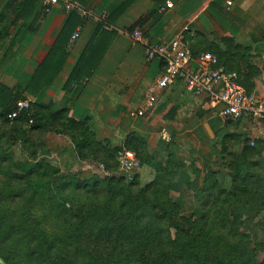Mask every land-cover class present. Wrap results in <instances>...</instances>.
<instances>
[{"label":"trees","instance_id":"16d2710c","mask_svg":"<svg viewBox=\"0 0 264 264\" xmlns=\"http://www.w3.org/2000/svg\"><path fill=\"white\" fill-rule=\"evenodd\" d=\"M11 25L8 16L0 14V46L8 40ZM222 42L227 46L226 53L211 52L219 56L220 65L227 72L238 75L240 83L250 93L251 87L241 79L239 71L230 65V58L236 57L234 51L242 52L244 48L236 45L232 38H224ZM217 47L219 46L214 48ZM191 49L195 55L210 51L193 47ZM63 55L60 46L55 45L47 60V67L37 71L25 88L29 94L37 97L55 78ZM92 66L90 64L86 68V74L90 73ZM13 90L0 83L1 104L10 98ZM31 113L34 118L31 128L25 127L26 115L10 120L8 113H0V139L10 135L15 140H24L27 148L28 144L35 143L31 139L35 131H55L56 134H67L76 141V152L81 159L99 160L106 164L99 155L106 154L111 158L118 156L120 148L111 151L97 140L90 118L76 119L67 108L53 111L51 105L41 102L32 104ZM226 139L241 142L240 136L235 133H230ZM246 142L249 143L240 154L229 152L233 158L230 164L233 188L223 189L218 182V173L210 171L204 177L202 194L199 195L200 215L195 212L191 216H185L172 194L173 184L179 175L177 161L172 154L165 162L157 160L148 150L146 139L136 131L130 132L126 137L125 147L135 150L142 164L156 170V179L142 186L138 182L126 183L122 176H109L99 186L86 191L94 194L90 201H74L68 207L66 203L70 200L65 199L59 204L62 209L60 212L47 210L43 216L36 213L30 220L31 224L27 225L28 215L21 221L22 230L33 241H41L32 253L47 261L48 258H53L54 250L58 249L56 254L66 264H264V241L249 235L243 229L245 216L256 219L264 211V164L254 162L264 152V138L256 139L254 145L250 144L249 139ZM0 151L5 153L0 154L2 171L6 168L4 165L9 156L6 150ZM107 167H110L109 164ZM252 167L256 170H251ZM39 170L42 173L38 174L43 176L60 173L46 163L32 164L20 174L11 173L10 170L3 171L1 176L6 178L4 186L11 188L12 182L22 180L32 186L30 177ZM63 177H60V184L56 178L58 189L68 188L71 184ZM4 191L1 198L22 195L17 188ZM46 192L47 190L44 191L45 194ZM31 201H34L33 195L28 197V202ZM49 202H54L53 196ZM56 218L57 222L61 221L57 232L42 226L48 219ZM257 225L264 233V223ZM11 227L14 228L13 225ZM12 232L15 233V230H6V237ZM104 243L109 247L101 250L100 246ZM6 250L2 256H7L5 260L10 262L12 250Z\"/></svg>","mask_w":264,"mask_h":264},{"label":"crops","instance_id":"0c3cea01","mask_svg":"<svg viewBox=\"0 0 264 264\" xmlns=\"http://www.w3.org/2000/svg\"><path fill=\"white\" fill-rule=\"evenodd\" d=\"M74 1L93 16L68 12L62 2L46 10L42 0H0V14L12 24L8 40L0 46V83L14 89L10 97L21 92L33 102L51 105L53 111L67 108L76 119L90 118L91 128L101 137L127 130L123 138L136 131L152 146L154 131L163 127L168 115L183 119L199 98L181 85L171 86L158 90L155 108L144 116L135 114L166 65L147 59L143 46L127 32L140 28L152 42H167L188 29L190 47L199 50L209 43L223 47L224 38L249 52L264 45V0ZM99 17L113 29H101ZM77 31L80 36L72 42ZM55 45L64 54L58 73L33 96L25 88L47 67ZM31 165L28 160L20 164L21 169Z\"/></svg>","mask_w":264,"mask_h":264},{"label":"rangeland","instance_id":"374dc122","mask_svg":"<svg viewBox=\"0 0 264 264\" xmlns=\"http://www.w3.org/2000/svg\"><path fill=\"white\" fill-rule=\"evenodd\" d=\"M214 47L209 43L202 49L218 51L223 54L228 51L226 45ZM234 52H236V57L230 58V65L233 69L239 71L241 79L251 87V94L255 97H264V45L257 47L254 52L253 50L251 52L246 51V49H243L242 52L240 50ZM223 58L225 59V55H223ZM25 99L29 98L21 92L16 93L2 102V104L0 102V113L7 114L14 109L18 101ZM174 115L169 114V118L164 121L163 127L154 131L155 140L152 146L148 145V150L157 160L163 162L172 154L179 166V175L176 177L172 188L174 200L180 205L183 215L191 216L195 212L200 215L198 200L199 195L201 196L202 194L204 177L210 171H216L219 185L223 189L231 190L233 188V178L230 164L233 158L229 155V152L240 154L244 146L249 143L246 142V139H249L250 144L254 145L256 139L264 138V117L256 127H253L251 121L247 119L240 122L223 120L211 111L204 109L203 100L200 98H197L194 102L193 109L190 108L187 113L183 114V119L175 120ZM206 123L209 124L213 132L212 135L208 133ZM163 129L168 130L172 137L170 142L163 139L161 134ZM101 131L104 133L109 130ZM125 131L127 130H115L112 137H106L104 134L101 137L98 131L94 130L96 138L101 145L111 151L118 148H126V137L132 131H129L126 137L122 138L123 133L125 135ZM230 133L239 135L241 142L237 143L226 139ZM33 134L31 139L35 143L28 144L27 148L25 147V142H23L24 140H15L10 135L3 136L0 139V149L6 150L9 156L6 165H4L6 168L0 171V178L2 179L0 181V258L6 264H66L61 262L58 254H56L58 249L54 250L53 258H48L47 261L37 256L36 253L33 254L34 247L40 244L41 241L35 242L31 239V236H25L21 221L25 220V217L29 215L28 225L31 224L30 220L36 213L39 216H43L48 212L47 210L60 212L62 209L59 204L64 202L65 199L70 200V202L66 203L68 207L74 201H90L94 194L86 193L89 188L99 186L109 176L117 178L122 176L120 170L121 159L119 155L111 158L106 154L99 155L100 158L106 161V164L99 160L81 159L76 152L77 143L71 136L56 134L55 131L45 133L35 131ZM227 148L228 150H226ZM132 151L137 154L135 150ZM0 154L3 155L5 153L0 151ZM24 160H28L33 165L38 163L49 164L62 174L53 173V175L43 176L38 174L42 173L39 170L30 177L32 186H29L26 180H15L16 182L11 183L15 188L12 186L11 188H5L4 180L6 178L1 176L2 172L10 170L11 173H23L25 169H21L20 164ZM256 161L264 164V152L262 156L254 159V162ZM14 163H16V167H14ZM107 163L110 167H107ZM251 170L255 171L256 169L252 167ZM63 176L71 184L68 188L58 189V185L62 183V181L60 182V179H62L60 177ZM156 177L157 172L153 167L141 164L135 179L129 182L125 178V181L126 183L138 182L143 186L153 182ZM56 178L59 179V184ZM84 183H87V185L85 186ZM16 188L19 193H22L20 197L1 198V193L5 192L4 189L12 191ZM34 188L37 189L38 193H35ZM45 190H47L46 194L44 193ZM32 195L34 196V201L28 202V197ZM51 196L54 198L52 204L49 202ZM244 222L243 229L249 235L264 241V233L257 225L261 224V222L264 223V211L256 219H248L245 216ZM60 225L61 221L57 222V218L48 219L42 224L49 231L56 232ZM9 229H14L15 233L12 232L6 237L5 231ZM71 229L73 228L71 227ZM104 247H109V245L107 243L102 244L100 246L101 250ZM7 248L12 250L9 263L5 260L7 256H2L7 251ZM118 258L120 259V257Z\"/></svg>","mask_w":264,"mask_h":264},{"label":"built area","instance_id":"2783aa9c","mask_svg":"<svg viewBox=\"0 0 264 264\" xmlns=\"http://www.w3.org/2000/svg\"><path fill=\"white\" fill-rule=\"evenodd\" d=\"M59 2L63 3L68 12L80 10L84 17L93 16L92 10L81 9L74 0H42L46 10ZM231 3L228 2L229 5ZM99 21L101 29H113L102 17H99ZM186 30L167 42H152L140 28L127 32L135 43L143 46L147 59H159L166 65L156 82L148 87L144 103L135 114L144 116L148 109L155 108L159 89L181 85L188 93L201 98L205 108L223 120L240 122L247 119L256 127L264 117V97H255L249 93L240 83L236 73H229L220 65L216 53L204 51L195 55ZM79 36L80 33L75 32L71 41H75ZM33 103L31 99L18 101L14 109L8 112V119L14 120L26 115L27 127L31 128L34 125L31 113ZM161 134L164 140L171 141L168 130L163 129ZM118 155L121 159L122 177L129 182L134 180L142 164L137 154L121 148ZM0 264L6 263L0 258Z\"/></svg>","mask_w":264,"mask_h":264},{"label":"water","instance_id":"95a60500","mask_svg":"<svg viewBox=\"0 0 264 264\" xmlns=\"http://www.w3.org/2000/svg\"><path fill=\"white\" fill-rule=\"evenodd\" d=\"M205 125H206V128H207V130H208V133H209L210 135H212L213 132H212V130H211L209 124L206 123Z\"/></svg>","mask_w":264,"mask_h":264}]
</instances>
